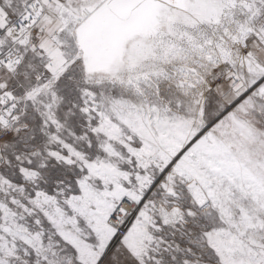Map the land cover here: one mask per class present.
<instances>
[{
	"label": "snow or ice",
	"instance_id": "obj_1",
	"mask_svg": "<svg viewBox=\"0 0 264 264\" xmlns=\"http://www.w3.org/2000/svg\"><path fill=\"white\" fill-rule=\"evenodd\" d=\"M0 264H264V0H0Z\"/></svg>",
	"mask_w": 264,
	"mask_h": 264
}]
</instances>
